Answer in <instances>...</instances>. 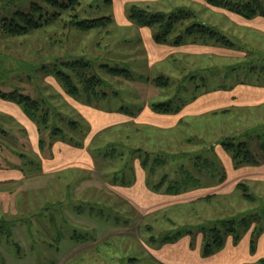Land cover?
Instances as JSON below:
<instances>
[{
	"label": "rangeland",
	"instance_id": "374dc122",
	"mask_svg": "<svg viewBox=\"0 0 264 264\" xmlns=\"http://www.w3.org/2000/svg\"><path fill=\"white\" fill-rule=\"evenodd\" d=\"M105 1L82 0L80 13L81 19L112 17L114 24L107 29L109 34L102 31H93L86 34L75 31L71 35L69 34L70 36L68 35V41L67 39L63 40V42H66L63 51L58 50L61 46L53 49L46 45L49 50H45L42 54L43 57L38 52L47 43L46 38H43L44 35H42V38L33 36L20 41L24 44L19 45V42L10 49L9 47L6 48V45H2L1 50L10 56L9 64L15 69L27 66L24 62L38 66L41 63L53 61L54 58L52 57L58 55L63 58L66 56L65 53L69 54L68 51L75 56L82 52L81 56H84L88 61L96 60L89 70H84V73L88 77L97 75L105 82V84L96 87L97 93L101 97L98 101H93L94 105L98 104L105 110H120L123 108L138 115L137 110L145 108L147 105L168 103L172 100L174 106L177 107L176 102L189 100L190 95L195 91L194 86L199 85V82L193 84L192 80L189 82L187 80L180 81L179 75L174 72H171V76L168 77L159 75L158 70H155L152 74L153 84L156 83L157 79L164 77L170 81L171 85L166 89L160 88V90L155 87L158 89L153 88V92L150 93V86L146 83H148L147 80L151 74L144 65L146 62L145 49L141 45L139 32L119 24L115 25L117 10L114 6L107 5ZM248 1L244 0V2ZM179 5L178 0H164L161 4L154 6L153 14L166 13L171 15L170 13L175 10H173V7H179ZM133 6L136 5L128 4L126 6L127 16L131 15ZM138 7L149 12V6L147 5L143 4ZM92 9H94V12H92ZM187 9L194 11V17L175 26L174 32L168 38L170 42L175 41L188 28L199 23V19L201 21L206 20V13H203L202 10L192 7ZM184 11L190 12L188 10ZM179 13V11L176 12V14ZM207 19L218 23L221 29L225 28L226 31L237 38H231V35V37L227 36L236 42L237 47L234 50L232 49L234 54L224 53L229 56L234 55L237 60L233 61L231 58L219 59L218 65L224 68L229 67L231 71L236 69L237 71L233 72L236 73L234 74V81L264 83V75L262 72L260 74L259 71L264 67V35L249 29L243 30L238 27L232 29L231 26L225 24V20L214 21L209 15H207ZM158 29L161 30L159 27ZM49 32L50 36H53V31ZM155 32L156 30H154ZM48 51L51 52L50 58L47 55ZM106 64L110 67L127 69L131 72L132 79L127 81L109 76L101 69V66ZM6 65H8V62ZM252 69L256 71L253 72ZM66 71L72 75L69 70ZM215 72L217 76L213 78L209 87L226 83L228 76L225 71L222 69ZM80 73H83V71L80 70ZM74 77L76 78L75 75ZM75 78V84L80 86ZM200 78L201 75H196V81H201ZM45 80L41 76H35L33 81H29L26 79L25 73H20L19 77L14 76L1 81L0 90L3 93L18 91L23 95L35 98L42 92L46 99L44 108H50L51 106L56 110V117L54 115L50 116V125L62 129L65 133L64 138L68 139L74 136L68 126V122L71 120L69 121L66 117L69 111L67 105L63 102L64 100L62 101L61 96L57 95L53 89V86L56 87L59 83L53 78ZM46 84L52 85V87L49 88ZM60 88L58 86V90L62 91L63 89ZM186 89H190L191 93H186ZM162 90L166 91L162 92ZM159 93L161 94L159 95ZM102 94H106V96H102ZM85 99L86 97H84ZM3 110L0 108V129L6 134L0 132V170L1 167L18 168V161L20 159L22 161L24 156L27 160L37 164L36 160L39 159V155L34 153L35 149L29 143L28 137L22 132V130L25 132L26 130L11 115L4 114ZM243 112L236 111L230 117V120L224 122L222 128L218 125L217 128L213 129L216 130V135L209 138L190 136L188 131H174L173 135L169 136L158 133L150 136L149 131H144V129L134 132L130 127H126L125 129L129 133L128 131H110L107 136L97 139L95 145L103 150L112 142H116V152L122 153L123 158L127 161L131 150L133 153L138 154L137 157L143 164L144 171L149 175V181L152 178L155 186L162 183L159 192L166 193L170 187H174L173 191L183 190L185 188L183 185L185 177L188 178V173L193 177L194 174L198 175L195 162L189 156H184V154L204 151L208 141L205 142L203 138L216 143L224 138L240 137L239 141L248 145V150L255 158H262L259 144L264 143V110ZM62 117L67 119L66 123L62 121ZM71 122L75 123V121ZM41 130V136L45 142L41 151L43 155H46L47 148H50L49 145H53L50 136H52L51 132L54 129L49 128L45 131L42 128ZM259 136H262V138L259 139ZM77 139L81 140L82 138L77 137ZM210 145L214 144H208L207 146ZM204 155L211 158L212 153H205ZM159 159L160 161H158ZM35 169L31 171H35ZM28 170L30 169H26V171ZM99 173L102 174L103 172L100 171ZM29 175L32 176L26 177L19 184L11 183L9 187L13 188L14 193L6 195L5 199H0V264H124L123 260H126L125 264H130L129 261L135 258L141 259L140 262H144L143 259L148 261L146 251L153 247L149 243V237H151L149 224L153 226L155 231H160L152 233L156 238L162 230L174 231L176 229V231H184L186 227H192L194 233L199 231L194 229L199 225L240 216L261 206L260 201L264 203V188L256 191L254 187H250L251 192L256 195L254 197L258 200L256 204L244 201L238 193L215 195L212 190L206 192V195L213 194L209 195L212 197L211 199H206L208 196L200 199H196L195 196L194 198L193 196L182 197L170 200V207L165 208L160 213L148 216L146 219L138 217L133 210L129 211L130 217L133 218H126L115 215V211L124 212L129 210L128 208L131 206L126 205L127 202L121 203L116 200V195L106 185L104 177L99 178L98 172L86 184L83 183V178H88L82 176L73 175V183L68 184L66 176H60L63 177L62 179L60 177H45L43 181H39L36 178L43 177V175L38 173H30ZM199 178L203 188L215 187L213 182L219 180L204 176ZM58 179L61 180L58 181ZM91 206L94 207L93 210H91ZM109 208L110 210H108ZM101 210L103 212L98 213ZM151 211L153 212V209H149V213ZM157 220H159L158 223H156ZM13 222L15 225L11 227L10 237H8L7 230ZM2 232H5V234H2ZM58 232L65 236L64 239L62 237L63 241H56ZM248 233L244 229H239L241 239ZM73 234L75 236H85L84 239L87 240L76 242L75 245L71 244L70 239ZM260 235L261 232L258 234L256 231L255 241L258 240ZM226 237L227 242L228 238ZM194 239L196 240V235H194ZM67 242L70 244H67ZM50 245L53 247H50ZM58 246H60V249L55 250L54 247L57 248Z\"/></svg>",
	"mask_w": 264,
	"mask_h": 264
},
{
	"label": "crops",
	"instance_id": "0c3cea01",
	"mask_svg": "<svg viewBox=\"0 0 264 264\" xmlns=\"http://www.w3.org/2000/svg\"><path fill=\"white\" fill-rule=\"evenodd\" d=\"M163 1L164 0H113V6L118 13L115 25L119 24L120 26L139 32L141 45L145 49L144 55L146 56V62L144 65L146 69L149 70V74H151V76H149V82L146 83L150 86V93L153 92V88L156 87L155 84H153L154 78H152V74L155 70H158V74L161 76L166 75L170 77L171 72H174L176 75H179L180 81L187 80V82H189L192 80V82H194L193 84L199 82L200 86H194L193 89H195V91L194 93L192 92L189 100H180L179 102H176L179 109L178 113L160 114L152 109V105H147L145 108L137 110L138 115L129 111L126 112L125 110H105L98 104L94 105V100L89 102L86 99L84 100V98L74 99L70 97L63 90L59 91L58 86H61L57 84L56 87L53 86V89L57 95L61 96V100H64L63 102L67 105L69 111V114L65 113L67 119L80 124L81 128V132L77 131L74 134L75 138L73 136L69 138H73L74 142L78 143L79 140L77 137L81 138L83 136L84 145L83 147H78L71 142H64L58 139L53 142L51 150L50 148H47L46 155H43L39 148V134L36 125L25 116L21 109L12 104L0 101V108L4 109V114L11 115L17 123L26 130L28 141L35 149H33L34 153L39 155V161L37 162L38 166L32 167L34 169L40 167L41 169V175H43V177L39 175L40 177H37V180L43 181L45 177L59 178L60 176H66L67 178H64L67 179V183L71 184L73 183L72 179H74V176H82L88 178H83V183L86 184L89 180L91 181L92 177L95 176V174L97 175L98 172L99 178L101 179L104 177L103 179H105L106 185H108L109 189L114 195H116V200L121 203L127 202L126 205L132 207H129V210L124 212H120L119 210L115 211V215H121L126 218H133L130 217L129 214V211L133 210L138 217L146 219L148 216L160 213L165 208L170 207V200L182 197L193 196L194 198L195 196L196 199H200L213 194H233L236 193V187L239 184H247L249 187H254L256 191L260 190V188L261 190L264 188L263 154H261L262 158L259 159V166L245 165L236 167L233 163L232 156L222 147L216 146L211 158L204 156L207 159L215 161L217 167L224 170L226 175L225 182L217 187V181H214L213 183L215 184V187L200 188L179 196H170L166 193L152 191L149 188V175L144 171L142 163L137 157L138 154L131 156L133 153L132 150L129 154L130 157L128 161L123 157H119L117 161L101 162L91 154V149L89 148L91 141L95 138L107 136L110 131H128L125 128L130 127L134 132L143 129L144 131H149L150 136H154L155 133L169 136L173 135L174 131H188L190 132L188 133L190 136L209 138L216 135V130L213 129L217 128L218 125L222 128L224 122L230 120V117L236 111L248 112L250 110H264V83L258 81H234L233 78L236 73H233L229 67L224 68L223 66L218 65L219 59L225 60L226 58H231L233 61H236L237 59L234 55H228L234 54L233 50L212 43L208 45L202 44L200 36H186L183 33L181 36H183L184 42L181 45H174L173 42L157 44L154 40L155 34L158 31L156 27H139L132 23L126 15L125 8L128 4H133L137 7L143 4L147 5L149 6V13L153 14L154 6L156 4H161ZM178 1L180 2V5L179 7H173V10H175L170 13L171 15L181 10H188L194 14L193 10L187 9L192 7L206 13V20L201 21L199 19V23L203 22L207 26L217 29L226 36H232L231 38L237 39L231 35V33L226 31L225 28L221 29L218 23L208 20L207 15H209L214 21L219 19L225 20V24L231 26L232 29L234 27L243 30L249 29L264 35V18L262 17L254 20H245L237 15L214 9L201 0ZM154 30H156L155 33ZM238 58L242 59L243 57L240 56ZM222 69L228 76L226 83H219L218 85H212V87H209L213 78L217 76L215 71ZM196 75H201V81H196ZM189 76H192L190 77L191 79ZM183 88L185 89L186 87ZM186 90V93H191V91H189L190 89ZM165 91L166 90H162V92ZM185 92L184 95L186 96ZM160 94L161 93H159V95ZM9 107L12 109L10 110ZM204 138L203 140H205V142L208 141L207 144H215ZM112 144H116V142H112ZM206 152H208L207 148L203 153L205 154ZM28 162L29 161L24 156L22 161L21 159L18 161V168L9 169L7 167H1L0 199H5L4 197L6 195H12V193H14L13 188L9 187L11 183L19 184L21 181L25 180L26 177L32 176L29 175V170L26 171V169H31ZM123 170L125 171L123 172ZM100 171L103 173L100 174ZM104 172L108 173L105 174ZM60 178L62 179L63 177ZM61 179H58V181ZM152 181L154 180L152 179ZM212 190L213 194L206 195V192ZM149 209H153V212L151 211V213H149ZM98 213H101V211ZM64 237L65 236L63 235V239ZM75 237L78 238L81 236H75L73 234L70 239L71 244L75 245L76 242L87 240L84 239L85 236L81 237L82 241L75 239ZM70 243L67 242V244ZM201 246V236H197L196 240L187 236L177 243L160 244L157 247L153 246L152 248H149V251L145 250L148 255V261L143 259L144 262L137 263L135 261L138 259L135 258L133 259L135 261L130 260L129 263L264 264V228L252 250L250 233L241 239L238 244H234L232 238H228L225 248L210 258H204L202 256ZM50 247L53 246L50 245ZM54 248L57 250L58 248L60 249V246ZM43 256L45 257L44 254ZM139 261H141V259H139ZM123 263L125 264L126 260H123Z\"/></svg>",
	"mask_w": 264,
	"mask_h": 264
},
{
	"label": "trees",
	"instance_id": "16d2710c",
	"mask_svg": "<svg viewBox=\"0 0 264 264\" xmlns=\"http://www.w3.org/2000/svg\"><path fill=\"white\" fill-rule=\"evenodd\" d=\"M201 1L214 9L237 15L245 20H254L259 17L264 18V0H249L248 2H244V0ZM105 3L111 7L113 6V0H106ZM81 6L82 0H0V82L14 76L19 77L20 73H25L26 79L29 81H33L35 76H41L46 80L48 78H53L61 85L65 93L74 99H82L86 97V100L89 102H92L93 100H99L101 95L97 93L96 87L105 84V82L97 75L88 77L84 73V70H89L96 60L88 61L84 56H81V54H83L82 52L75 56L68 51L69 54L65 53V57L62 58L60 55H58L52 57L54 58L53 61L41 63L38 66H35L33 63L24 62V64L27 65L23 67L24 69L22 67L15 69L9 64L8 60L10 56L1 50L2 45H6V48L9 47L10 49L11 47L16 46V44H18L20 41L29 39L33 36L42 38V35H44L43 38H46L47 43L38 52V54L40 53L39 55L43 57L42 54L46 49L49 50L48 47L54 49L57 48V46H61L58 50L63 51L64 44L66 43L63 42V40L67 39L68 41V35H71L75 31L83 34L91 33L93 31H102L106 32V34H109L107 29L109 26L114 24L112 17H92L81 19ZM92 12H94V9H92ZM179 12L181 15L176 13L169 16L163 13L151 14L147 10H142L137 6H133L132 13L130 16H128V18L132 23L142 28L156 27L158 29L159 27L161 30L158 29L154 40L157 44H165L170 42L168 38L174 32L175 26L177 24L194 17V14L191 12H183V10ZM51 30L53 31V36H50L49 31ZM183 34L186 36H200L202 44L205 45L212 43L230 50H234L237 47L236 42L225 36L217 29L200 23L194 24ZM183 42V36H180L175 41H173V44L181 45ZM23 44L24 43L22 42L19 43V45ZM46 45L48 47H46ZM50 54L51 52L48 51V58H50ZM7 62L8 65H6ZM101 69L111 77L122 78L127 81L132 79L131 72L127 69H121L119 67L112 66L110 67L108 64L101 66ZM66 70H69L72 75H70V73H68ZM80 70L83 71V73H80ZM234 71L237 70H232V72ZM251 71L255 72L256 70L252 69ZM259 71L260 74L261 72L264 74V67H262ZM74 78L78 81L77 83L80 86L75 84ZM147 82H149V79ZM46 85H48L49 88L51 87L49 84ZM169 85L170 81L164 77L157 79L155 83V86L158 88L166 89ZM102 96H106V94H102ZM0 100L21 109L25 116L37 126L40 150H42L45 145V142L42 139L43 137L41 136L42 128H44L45 131H47L46 129L49 128L54 129L51 132L52 136H50V140H53V142L59 139L64 142H71L78 147H83V136L81 137L82 139L76 143L74 142L73 138H64L65 133L62 129L55 128L50 125V116L54 115L56 117V110L51 106L50 108H44L46 99L44 98L42 92L39 93L37 98H35L23 95L18 91L12 93H3L0 90ZM152 109L160 114H175L179 112L178 107H175L172 101H169L168 103L154 104L152 105ZM122 110L124 111L125 109H120V111ZM62 119V121L66 123L67 119L64 117H62ZM68 126L73 134H75L77 131L81 132L80 124L78 123H73L70 121L68 122ZM0 132L2 134H6L4 131H1V129ZM22 132L25 136H27L24 130H22ZM258 138L261 139L262 136H259ZM97 139L99 138H95L91 141L89 148L91 149V154L98 161L113 162L117 161L119 157H123L122 153L116 152L117 145L111 144L102 150V148L95 145ZM239 139L240 137L224 138L216 142L213 146H207L208 144H206L205 147L207 146L206 148L208 151L206 153L214 154L213 152L215 151V147L220 146L232 156L233 163L236 167L245 165L259 166L260 160L255 158L248 150V145L245 142L239 141ZM49 146L52 148V144ZM259 151L264 155V143L259 144ZM203 152L204 151L200 150L194 154H184V156H189L195 162V168L198 170V175L194 174L193 177L190 173H188V178L185 177L183 184L185 188L183 190L173 191L174 187H170L169 191L166 192L167 195L179 196L189 193L193 190L203 188L201 187L202 185L200 184L199 178L202 176L210 179H219L216 182V186L225 182L226 175L224 170L222 168H218L215 164V161L205 158ZM132 155L135 156L136 154L132 153L131 156ZM28 161V164L31 166V169L29 170L30 173L42 174L40 167H36L35 171H31L34 169L32 168L33 166L38 165L33 161ZM36 161L38 162L39 159ZM158 161H160V159ZM124 171L125 170H123V172ZM153 182L154 181H152L151 178L149 181V188L154 192L160 193L158 190L162 183L155 186ZM236 193H238L240 197L246 202L251 204H256L258 202L256 197H254L256 195L251 192V189L247 184L237 185ZM211 198V196H208L206 199ZM260 202L262 203L261 206L240 216H234L232 218L199 225L198 227L194 228L199 230L198 232H194L196 234L192 232V227H186L184 231H176V229L174 231L162 230L158 238H156L152 233L158 230L155 231L153 226L149 224V234H151V237H149V243L152 246H158L160 244H173L187 236L191 238H194V235H196V237L201 236L202 256L204 258H210L225 248V236H227L226 238H232L234 244H238L241 240L239 229H244L246 232L251 234L252 250L254 249V244L256 242V239H254L256 231L258 234L259 232L262 233L264 228V223H262L264 222V203L263 201ZM93 209L94 207L91 206V210ZM108 210H110V208ZM101 212L103 211L101 210ZM158 221L159 220H157L156 223H158ZM14 225L15 223L13 222L8 227V237H10L11 227H14ZM2 234H5V232H2ZM62 237L63 235L58 232L57 241H60ZM78 238L75 237V239L82 241L81 237ZM135 262L138 263L140 261L138 259Z\"/></svg>",
	"mask_w": 264,
	"mask_h": 264
}]
</instances>
